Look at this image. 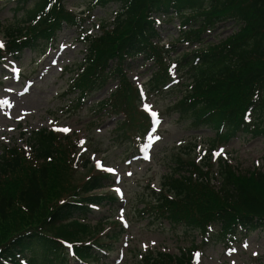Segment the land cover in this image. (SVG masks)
<instances>
[{
    "label": "trees",
    "instance_id": "obj_1",
    "mask_svg": "<svg viewBox=\"0 0 264 264\" xmlns=\"http://www.w3.org/2000/svg\"><path fill=\"white\" fill-rule=\"evenodd\" d=\"M62 1L16 0V12H25L21 22L25 28H18V38L0 49V65L8 55L19 59L25 50L45 53L55 45L59 31L74 24L89 44L87 65L74 78V88L85 92L109 77L120 84L112 98L100 103L102 107L126 112L131 91L125 64L140 56L157 67L151 82L155 93L171 83L175 72L191 75L194 85L176 108L195 128L214 131L213 148L241 134L264 136L262 119L256 117L264 109V0H90L89 10H115L111 23H103L102 36L91 35L84 28L88 18L68 11ZM30 3L36 4V14L27 9ZM175 19L183 27L180 42L198 49L178 55L177 45L162 44L157 28ZM226 23H235L238 29L220 44L204 37ZM172 53L177 57L172 58ZM110 61L116 67L111 68ZM30 141L33 161L16 146L0 150V264L102 262L103 253L93 243L75 245L70 256L54 227L87 220L94 206L115 204L113 194H91L102 187L105 177L92 175L83 183L75 182L79 167L91 163L84 154L78 157V140L44 130L34 132ZM219 166L218 187L208 174L190 171L186 177L180 166L174 168L173 177L164 184L170 191L160 193L156 205L148 207L173 233H198L203 249L206 245L230 249L249 234L264 232V170L240 173L226 160ZM191 247L198 249L194 243ZM191 261L192 255L183 252L161 253L152 262Z\"/></svg>",
    "mask_w": 264,
    "mask_h": 264
},
{
    "label": "rangeland",
    "instance_id": "obj_2",
    "mask_svg": "<svg viewBox=\"0 0 264 264\" xmlns=\"http://www.w3.org/2000/svg\"><path fill=\"white\" fill-rule=\"evenodd\" d=\"M89 1L63 0L67 10L87 16L84 28L91 35L102 36L101 27L111 23L115 10H89ZM16 5V0H0L2 49L18 38V28H25L21 24L25 12H16ZM34 5L27 7L29 11L35 12ZM179 22L177 19L160 29L163 43L177 45L181 55L197 48L180 43L183 27ZM236 27L235 23H226L204 37L220 44L237 31ZM59 33L55 46L45 53L25 50L19 59L8 55L0 65V150L16 146L33 161L30 137L45 128L60 137L78 140V157L84 154L91 162L79 167L76 183L92 175L105 177L102 187L94 188L91 194H113L115 204L94 206L87 220L62 222L54 227L70 254L75 252V244L93 243L103 253V260H90L91 264H153L161 253L183 252L192 255L191 264H264L263 231L249 234L231 249L222 245L202 249L198 233L177 235L148 210L156 205L160 193L170 191L164 184L178 166L186 177L190 171L208 174L217 187L222 184V160L244 174L256 168L264 170V136L241 134L229 144L213 148L214 131L195 128L176 108V102L194 85L191 75L177 72L161 94L154 93L152 71L157 67L152 62L146 64L140 56L125 64L131 91L126 114L122 108L102 107L101 101L114 90L118 92L116 78L109 77L86 95L83 88H74V77L87 65L89 44L74 24ZM171 56L176 57L175 53ZM109 63L111 68L117 65L115 61ZM256 117L263 125L264 109ZM192 243L199 250L193 252Z\"/></svg>",
    "mask_w": 264,
    "mask_h": 264
},
{
    "label": "snow or ice",
    "instance_id": "obj_3",
    "mask_svg": "<svg viewBox=\"0 0 264 264\" xmlns=\"http://www.w3.org/2000/svg\"><path fill=\"white\" fill-rule=\"evenodd\" d=\"M0 47H3L2 43H0ZM149 131H151V129H149ZM112 171V170H109ZM245 247H247V245L245 244ZM232 251H235V249H233Z\"/></svg>",
    "mask_w": 264,
    "mask_h": 264
}]
</instances>
